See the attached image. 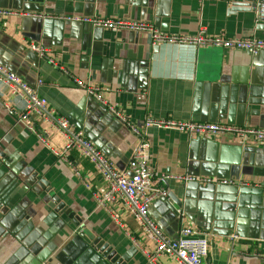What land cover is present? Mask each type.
<instances>
[{
    "label": "crops",
    "instance_id": "0c3cea01",
    "mask_svg": "<svg viewBox=\"0 0 264 264\" xmlns=\"http://www.w3.org/2000/svg\"><path fill=\"white\" fill-rule=\"evenodd\" d=\"M242 0H0V65L44 97L57 116L81 130L119 172L135 145L128 129L73 79L101 89L102 98L132 122L147 116L264 129V51L256 55L180 45L151 47L144 34L106 31L63 17H105L153 25L166 35L264 38V23ZM41 47L40 56L29 46ZM52 61L50 63L49 61ZM0 84V219L25 221L14 233L0 224V264H106L84 232L127 264H150L153 250L120 206L108 212L94 194L104 189L89 163L55 157L21 121L24 106ZM38 135L60 147L55 129L32 119ZM153 182L167 192L149 214L166 237L183 226L208 235L204 264H264V145L240 147L226 136L207 140L172 129L147 130ZM75 171L81 179L76 177ZM207 177L236 185H183L160 175ZM44 181V182H43ZM87 183L88 188L84 186ZM173 199L179 203L177 206ZM238 237L230 241L229 237ZM157 264H175L161 256Z\"/></svg>",
    "mask_w": 264,
    "mask_h": 264
},
{
    "label": "built area",
    "instance_id": "2783aa9c",
    "mask_svg": "<svg viewBox=\"0 0 264 264\" xmlns=\"http://www.w3.org/2000/svg\"><path fill=\"white\" fill-rule=\"evenodd\" d=\"M16 14L10 10L0 9V19ZM68 22L88 25L94 29L106 31H127L144 34L149 39L151 47L157 45H180L195 48H215L226 51L244 52L256 55L264 51V38H227L222 35H207L202 29L193 36L166 35L160 33L153 25L144 22H132L122 19L105 17L68 16L62 18ZM30 50L42 56L41 47L30 45ZM50 63L53 62L50 60ZM0 84L8 92L9 99L4 108L11 109V100L20 101L24 109L19 117L24 125L34 132L39 141L58 159L72 166L69 157L74 153L91 165L99 177L104 189L94 194V199L101 209L110 212L113 207L120 206L138 225L144 237L153 245V250L146 253L150 264H157L161 256L167 257L175 264H204L208 257V235L198 232L188 226L179 229L177 237L170 239L156 225L149 214V209L156 199H166L167 192L153 182V173L149 166L150 146L147 140V130L172 129L186 134L189 137L202 136L207 140L219 137H232L240 147L248 145H264V129L251 127H234L219 122L214 124L194 121H177L171 118H154L147 116L140 124H136L123 113L106 102L101 96V89L91 86L78 79H73L74 86L82 89L88 98L104 107L110 115L120 121L135 139V145L127 163V172H119L114 164L103 155L88 139L84 133L63 117L57 116L47 100L30 87L22 78L8 71L0 65ZM32 119L44 123L48 128L55 129L62 138V145L55 147L47 140V132L41 135L35 130ZM76 177L81 179L75 171ZM160 180H173L183 185L196 184L207 186L212 184L236 185L235 181H216L207 177H194L186 175L162 174ZM84 186L88 188L87 183ZM232 235L230 241L237 240Z\"/></svg>",
    "mask_w": 264,
    "mask_h": 264
},
{
    "label": "water",
    "instance_id": "95a60500",
    "mask_svg": "<svg viewBox=\"0 0 264 264\" xmlns=\"http://www.w3.org/2000/svg\"><path fill=\"white\" fill-rule=\"evenodd\" d=\"M232 9L249 11L255 15L257 21L264 23V0H242L240 2L234 3ZM44 182V181H43ZM175 204L179 206V203L176 199H173ZM59 214H65L72 219V222L77 226L78 230L84 235V240L92 245V248L97 252V255L105 261L106 264H127L126 260L121 258L115 251H113L108 245L101 243L100 239L93 238L87 232L85 233L83 228L79 226V222L73 217L70 211L67 208H61ZM12 214H6L2 219H0V224L2 226H10L14 223L12 229L15 232L18 231L24 224L25 221L16 222L14 219L12 222Z\"/></svg>",
    "mask_w": 264,
    "mask_h": 264
}]
</instances>
